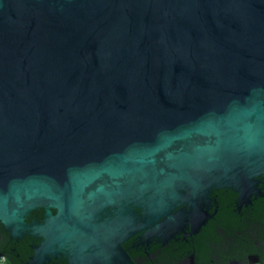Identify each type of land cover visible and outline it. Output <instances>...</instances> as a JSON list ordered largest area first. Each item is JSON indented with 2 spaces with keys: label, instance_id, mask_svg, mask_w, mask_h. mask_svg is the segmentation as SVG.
<instances>
[{
  "label": "water",
  "instance_id": "95a60500",
  "mask_svg": "<svg viewBox=\"0 0 264 264\" xmlns=\"http://www.w3.org/2000/svg\"><path fill=\"white\" fill-rule=\"evenodd\" d=\"M212 188L264 189V0H0V223L35 258L199 227Z\"/></svg>",
  "mask_w": 264,
  "mask_h": 264
},
{
  "label": "flooded vegetation",
  "instance_id": "af4514ba",
  "mask_svg": "<svg viewBox=\"0 0 264 264\" xmlns=\"http://www.w3.org/2000/svg\"><path fill=\"white\" fill-rule=\"evenodd\" d=\"M259 187H263L260 183ZM237 193L227 188H212L208 200L203 203L207 212L204 222L198 227L197 218L186 215L182 224L179 216L168 221L167 216L157 220L158 231L146 229L135 234L123 235L119 248L104 249L89 246L80 250L66 244L56 245L44 258H35L42 237L29 233L14 237L0 223V264H261L264 261V189L242 204ZM185 208L178 206L173 213ZM140 211V209H136ZM54 213L55 210L53 209ZM232 213L238 226H226ZM107 211L103 218L111 216ZM44 209L39 207L26 216V222H41ZM253 243L258 253H246Z\"/></svg>",
  "mask_w": 264,
  "mask_h": 264
},
{
  "label": "trees",
  "instance_id": "16d2710c",
  "mask_svg": "<svg viewBox=\"0 0 264 264\" xmlns=\"http://www.w3.org/2000/svg\"><path fill=\"white\" fill-rule=\"evenodd\" d=\"M226 226L229 227V229H234L238 226V220H237L236 216H233L232 213H230L227 217ZM247 248L248 249H247L245 254H247V253H258L260 250L259 248L254 246L253 243H251ZM261 259L264 261V255L261 257Z\"/></svg>",
  "mask_w": 264,
  "mask_h": 264
}]
</instances>
